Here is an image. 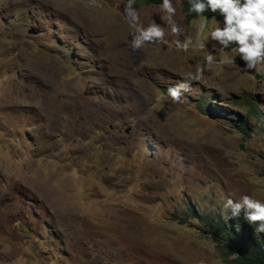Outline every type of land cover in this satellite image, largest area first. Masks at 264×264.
<instances>
[{"label":"rangeland","instance_id":"1","mask_svg":"<svg viewBox=\"0 0 264 264\" xmlns=\"http://www.w3.org/2000/svg\"><path fill=\"white\" fill-rule=\"evenodd\" d=\"M140 1L0 0V264H227L205 224L174 216L264 202V131L237 127L245 99L264 113V72L219 51V12L198 35L182 0L171 17ZM153 23L164 39L134 50Z\"/></svg>","mask_w":264,"mask_h":264},{"label":"clouds","instance_id":"2","mask_svg":"<svg viewBox=\"0 0 264 264\" xmlns=\"http://www.w3.org/2000/svg\"><path fill=\"white\" fill-rule=\"evenodd\" d=\"M130 4L132 0H129ZM183 2V0H182ZM190 11L197 17H203L198 25V35H202L207 28V16L204 13L211 11L219 12L223 17L222 26H216L210 30L211 40L218 44L219 51L223 53L230 45L237 47L234 51L239 53V57L244 62L242 71L249 74L264 72V0H189ZM160 7L171 17L175 14V7L172 0H163ZM183 10V5H182ZM217 16V15H215ZM172 32L179 34V27L173 26ZM166 33L163 27L153 23L147 28H140L131 47L139 50L145 43L157 42L164 39ZM178 43L184 51H187L192 44L191 39H187L182 45ZM200 49H206L203 41H198ZM213 50L215 45H213ZM207 64L212 65L216 57L212 51L205 56ZM223 63H229V59H222ZM199 75H191L186 80L168 89V96L172 102H180L183 93L190 91V80H198ZM230 209L232 216L239 217L244 213L245 220L252 225H256L255 232L264 233V202L254 199L249 195H244L240 200L228 199L224 205ZM203 264V262H201Z\"/></svg>","mask_w":264,"mask_h":264},{"label":"trees","instance_id":"3","mask_svg":"<svg viewBox=\"0 0 264 264\" xmlns=\"http://www.w3.org/2000/svg\"><path fill=\"white\" fill-rule=\"evenodd\" d=\"M146 5L163 3V0H141ZM183 12L190 22L197 17L194 12L190 11L189 0H183ZM218 12L213 13L210 10L204 15L207 19H212ZM246 109V116L237 127L244 135L250 137V121L254 120L253 130L264 131V113L260 109L257 101L245 99L243 102ZM236 117V116H234ZM238 119V118H237ZM215 213L198 212L190 203L185 204V210L181 214H176L174 220L182 223H189L190 220H198L205 224V234L211 236L222 252L227 264H264V233L255 232L256 225L249 224L244 213L241 212L239 217L232 216L230 212L229 221L221 220L211 222ZM221 217V216H220ZM222 218V217H221Z\"/></svg>","mask_w":264,"mask_h":264},{"label":"water","instance_id":"4","mask_svg":"<svg viewBox=\"0 0 264 264\" xmlns=\"http://www.w3.org/2000/svg\"><path fill=\"white\" fill-rule=\"evenodd\" d=\"M31 33L37 34L38 32L36 30H31Z\"/></svg>","mask_w":264,"mask_h":264}]
</instances>
